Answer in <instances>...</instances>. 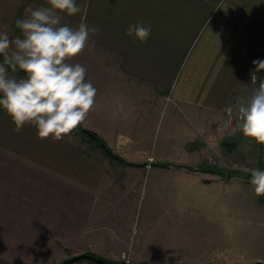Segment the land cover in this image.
<instances>
[{"label":"crops","instance_id":"0c3cea01","mask_svg":"<svg viewBox=\"0 0 264 264\" xmlns=\"http://www.w3.org/2000/svg\"><path fill=\"white\" fill-rule=\"evenodd\" d=\"M76 2L81 11L60 13L61 23L101 29L71 61L97 90L83 125L130 164L111 163L73 134L57 142L39 139L31 125L17 132L0 108V264H61L85 253L158 261L131 224L149 156L153 166L183 165L192 147L228 140L230 155L264 162V145L242 136L226 114L257 87L251 73L253 61L264 60V0ZM41 6L47 0H0V33L15 39L16 20ZM137 23L151 29L146 42L125 34ZM256 75L264 80V70Z\"/></svg>","mask_w":264,"mask_h":264},{"label":"rangeland","instance_id":"374dc122","mask_svg":"<svg viewBox=\"0 0 264 264\" xmlns=\"http://www.w3.org/2000/svg\"><path fill=\"white\" fill-rule=\"evenodd\" d=\"M256 147L253 143L248 155L255 154ZM192 148L185 164L153 166L154 160L145 178L136 182L140 193L131 224L137 238L145 232L149 256L158 260L138 264L262 262L256 259L264 257V196L255 195L250 172L232 165L240 160L250 167L264 162L230 155L223 144ZM211 167L226 172L213 173L208 171ZM127 261L132 264L128 257L117 264Z\"/></svg>","mask_w":264,"mask_h":264},{"label":"clouds","instance_id":"9594fccd","mask_svg":"<svg viewBox=\"0 0 264 264\" xmlns=\"http://www.w3.org/2000/svg\"><path fill=\"white\" fill-rule=\"evenodd\" d=\"M47 3V7L30 9L26 19L16 20L21 34L15 39L0 33V108L11 117L15 131L31 125L39 139L51 137L58 142L70 136L94 107L97 90L86 81V68L71 61L101 29L85 23L78 28L61 23L60 13L73 16L81 11L76 0ZM150 32V28L137 23L125 34L134 41L146 42ZM253 64L256 72L264 70V60H254ZM9 69L19 70L24 76H10ZM256 72L251 73V83L257 87L247 98L238 99L235 111L243 135L264 145V80L257 83ZM227 111L231 115L233 107ZM248 171L255 195L264 196V171Z\"/></svg>","mask_w":264,"mask_h":264},{"label":"trees","instance_id":"16d2710c","mask_svg":"<svg viewBox=\"0 0 264 264\" xmlns=\"http://www.w3.org/2000/svg\"><path fill=\"white\" fill-rule=\"evenodd\" d=\"M3 57L0 56V62H2ZM11 70V69H10ZM17 72L24 74L23 72L16 70ZM75 136H78L81 140V142L86 145L91 150H98L102 153V155L109 159L111 163H121V164H130L126 159H124L121 155L116 153L107 143V141L96 131L89 129L81 123L78 128L73 131L72 133ZM224 146H226L228 149H231L230 146L232 145L231 141L225 140L222 142ZM208 171L218 174H225V170H221L218 167H211L208 169ZM251 176V175H248ZM90 255H94L91 253H86ZM109 264H117L116 262H112L107 260ZM253 264H262L260 262H256Z\"/></svg>","mask_w":264,"mask_h":264},{"label":"built area","instance_id":"2783aa9c","mask_svg":"<svg viewBox=\"0 0 264 264\" xmlns=\"http://www.w3.org/2000/svg\"><path fill=\"white\" fill-rule=\"evenodd\" d=\"M229 106H232L233 107V113L231 115H229V113L227 111V109H228ZM229 106L226 109V114H227L228 118L230 120H233V121H236V122H240L238 120V118H237V114H236V111H235V107L233 105H229ZM154 160L155 159H154L153 156H149L147 158L146 168L149 169L152 166ZM232 168L233 169H236V170H238L240 172H243V173L250 172V171H248L249 169H259L261 171H264V163L259 164V165L255 166V167H250L248 163L243 162V161L240 160V161L234 162L233 165H232ZM127 264H128V261H127Z\"/></svg>","mask_w":264,"mask_h":264},{"label":"water","instance_id":"95a60500","mask_svg":"<svg viewBox=\"0 0 264 264\" xmlns=\"http://www.w3.org/2000/svg\"><path fill=\"white\" fill-rule=\"evenodd\" d=\"M83 258H88V259H92L94 261H96L97 263H100V264H109L104 258H101V257H97V256H94V255H90V254H79V255H75L65 261H63L61 264H72L73 262L79 260V259H83ZM262 263V262H260ZM263 264V263H262Z\"/></svg>","mask_w":264,"mask_h":264}]
</instances>
